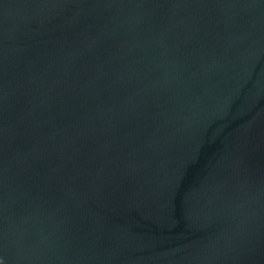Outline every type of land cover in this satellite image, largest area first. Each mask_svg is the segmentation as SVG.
<instances>
[{"label":"water","instance_id":"obj_1","mask_svg":"<svg viewBox=\"0 0 264 264\" xmlns=\"http://www.w3.org/2000/svg\"><path fill=\"white\" fill-rule=\"evenodd\" d=\"M0 264H264V0H0Z\"/></svg>","mask_w":264,"mask_h":264}]
</instances>
